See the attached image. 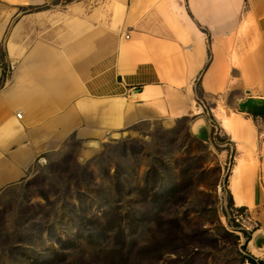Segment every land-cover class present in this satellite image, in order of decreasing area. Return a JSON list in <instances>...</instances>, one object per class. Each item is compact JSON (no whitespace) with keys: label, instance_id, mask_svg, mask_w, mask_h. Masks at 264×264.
Here are the masks:
<instances>
[{"label":"rangeland","instance_id":"obj_1","mask_svg":"<svg viewBox=\"0 0 264 264\" xmlns=\"http://www.w3.org/2000/svg\"><path fill=\"white\" fill-rule=\"evenodd\" d=\"M162 1L168 6L165 13H157L152 25L136 29L125 24L131 0H43L27 6L0 0V141L20 133L7 131L13 123L7 120L9 110H23L26 115L29 110L21 101L13 104L16 93L4 96L11 89L29 92L20 100L30 99L32 108L42 104L43 98L29 90L40 91V86L60 90V98H83L79 105L89 102L85 97L91 94L100 103H108L112 97L102 94L108 85L115 81L123 86L126 78L142 80L143 75L131 67L137 64L155 65L168 85L167 90L159 89L167 115H154L146 106L150 103L139 101V111L133 112V123L127 128L111 129L106 104L100 107L103 114L78 112L76 128L63 147L37 163L26 180L0 195V264H247L252 257L260 260L250 250L258 231L247 236L234 219L237 211L233 212L236 205L229 184L238 150L214 110L221 99L229 110L238 112L242 100L264 91L263 4L253 6V1L243 0L244 7L236 5L234 11L226 12L222 25H213L217 19H206V13L216 0H194L196 9L192 0H182L188 18L180 2L175 9L172 0ZM226 2L230 7L236 4L235 0L221 3ZM258 7L261 12L255 14L252 9ZM155 8L153 12L160 7ZM51 11L68 12L72 19L63 17L55 23L51 17L49 23L42 20L31 30L27 26L16 30L28 15ZM245 13L251 21L238 29ZM145 14L138 12L136 19ZM157 39L172 46L158 49L156 55ZM225 45L235 48L256 80L248 81L235 71V82L226 95H207L203 80L216 60L215 46L225 49ZM185 48L192 52L186 54ZM13 53L17 59L10 57ZM224 56L218 69L222 74L216 79L222 87ZM202 61L203 69L192 81L195 106L202 112L196 116L186 98L187 84L176 85L172 80L185 73L183 67L188 76L189 67ZM147 82L155 89L154 80ZM143 91V86H137L135 94L119 95L131 102ZM249 103L260 104L264 122V103H243L244 111ZM81 132L93 136L82 137ZM259 140L263 165L264 126ZM260 179L261 193L264 172Z\"/></svg>","mask_w":264,"mask_h":264},{"label":"bare ground","instance_id":"obj_2","mask_svg":"<svg viewBox=\"0 0 264 264\" xmlns=\"http://www.w3.org/2000/svg\"><path fill=\"white\" fill-rule=\"evenodd\" d=\"M13 4H19L20 6H27L30 4H42L43 0H9ZM193 4L194 7L192 9H196L194 0ZM224 1V0H223ZM221 0H216L214 5H211L209 9H207L206 16L207 18H211L214 16L217 20L214 22L213 25H222V23L225 21L224 15H228L226 13L227 11H234L236 9V5L243 6L244 1L243 0H235V3H230V6H227L229 2L221 3L223 2ZM180 2V7L182 6V12L185 16H188L187 10L183 9L182 0H172V4L177 8ZM190 4V2H189ZM192 5V2L191 4ZM160 7L157 11L153 12L155 7ZM167 4L165 1L162 0H131V5L129 8H127L126 12V25H130L135 27L136 29H141L144 26H150L154 23V17L157 13L161 12V15L165 13V9L167 8ZM214 7V8H213ZM244 7V6H243ZM264 9V4L262 5ZM215 9V10H214ZM116 9L114 8L113 13H115ZM140 11H146L145 16L142 19H136L138 12ZM235 11V15H236ZM47 15V16H45ZM55 20V23L59 22L63 17H67L68 19H72V15L68 12L66 13H39L36 12L35 14H32V16L24 18V20L20 23L18 28H24L27 26L29 30L36 27L37 24H41L46 20L48 23L51 21L52 18ZM250 18H247V13L242 16V20L239 24V28H244L248 26L250 23ZM193 22L191 20H188V25L192 26V30H194L196 33H198V30H196L195 27H193ZM4 30V28L2 29ZM124 40V36H122ZM225 49H219V46H215L214 53L216 54V60L214 61L212 68L205 76L204 79V87L206 92L210 95H216V96H223L226 95V92L228 90V87L231 83L235 82L234 73L235 71H238L242 74V76L248 81H251L252 79L256 80L255 77L250 76L248 74V68L245 65L243 61L240 60V58L237 55V52L234 47L229 48V46L225 45ZM185 53L190 54L192 52V49L185 48ZM204 50V48H203ZM224 56L225 63H227L226 67V75H225V85L222 87L217 85V77L222 74L218 72V69L221 67V58ZM13 59H17L16 54H12L10 56ZM204 62H200V65L198 68L203 67ZM127 65V63L124 65ZM249 73H252V71H249ZM197 70L193 69L190 70V74L188 75V82H187V100L190 102V106H192V111L195 112L196 116H200L202 112L197 110L198 108L195 106V100H194V92L192 90V80L196 77ZM127 82V81H126ZM128 83V82H127ZM16 91V88H15ZM105 91V92H104ZM102 94L104 95H110L112 97L111 101L102 102L97 101H89L85 105L80 104V110L82 112L84 111H95V114L98 112L103 114L104 108L100 109L101 106L104 104L107 105V109L109 112V126L112 130L121 129L123 127H129L133 123L131 121V118L133 116L134 111H139V106L136 105L137 102L143 101L145 103H150L146 106L150 107V110L154 112V115L157 113L160 115H167L166 109V100H164L163 97H160V91L156 89H153L152 87H146L145 91L141 93H137L136 96H138L137 99H134L133 101H128L127 99L123 98L119 94H123L125 92L124 86L120 85L119 83H116L114 81L113 86L108 87L106 90H104ZM12 94V89L10 91H7L4 96H8ZM223 94V95H222ZM249 101H255V102H261L264 103V91L263 92H255L254 97H247L246 99L242 100L240 103H247ZM225 101L221 100L218 103L217 108L214 110V113H216L220 119L221 127L226 133L228 137L231 138L232 142L235 143L237 150H238V156H237V163L232 171V175L230 177V184H229V190L231 192V195L233 197V201L238 208L248 207L251 210L255 211L254 207L258 206L259 203H264V192L259 191V186L261 185V173L264 172V164L260 165L259 161V151H260V140H259V127L254 124L250 118H248L247 113L242 109L241 104L238 105V112H233L227 108L226 105H224ZM103 104V105H102ZM93 109V110H92ZM147 111V109L141 110L138 117H142V114H144ZM25 111L19 110L16 112V115L20 113H24ZM75 114V111H73ZM93 113V112H88ZM186 115V114H185ZM136 121V120H135ZM12 122V121H10ZM125 123V125H124ZM137 123V122H136ZM17 124V126H16ZM7 131L12 134L17 132H22L23 128L22 126L17 122V120L13 121L12 125H10V128L7 129ZM109 132L106 133V135ZM82 137H88L93 136V134H90L88 132H81ZM263 155H264V142H263ZM259 185V186H258ZM263 234V230L259 229L258 232L255 234V236H259ZM250 250L251 253L256 256L257 258H260L262 256V252H260L258 249L255 248L254 242L250 243ZM247 264H250L247 262Z\"/></svg>","mask_w":264,"mask_h":264},{"label":"crops","instance_id":"obj_3","mask_svg":"<svg viewBox=\"0 0 264 264\" xmlns=\"http://www.w3.org/2000/svg\"><path fill=\"white\" fill-rule=\"evenodd\" d=\"M253 1V6L258 3L264 4V0H251ZM245 3V1H244ZM252 11L257 14L261 12L259 7L257 9H252ZM32 16L29 15V17ZM208 17V16H207ZM206 17V19H207ZM209 26V25H208ZM212 30V29H210ZM218 30V29H217ZM41 36V35H40ZM164 46H172L168 41L163 39H157L154 43V47L156 48V55L159 54L158 49L163 48ZM45 57V56H44ZM43 58V57H39ZM46 60V58H45ZM205 62V61H203ZM200 62H195L189 67L192 71L193 69L197 70V76H199L202 68H198ZM204 65V64H203ZM133 70L141 73L142 80H131L129 81L127 78V82H125L124 88L125 91L132 93L137 86H143V90L145 91L146 87H152L148 85L149 80H154V88L158 91V89L167 90L168 85L163 83L158 76L157 68L154 65L153 67L150 64H137L132 65ZM193 68V69H192ZM180 70V68H179ZM187 70L183 67V72L186 73ZM180 75L178 78L172 80L176 85H181V83L187 84L188 77L186 74ZM208 73V72H207ZM196 77L192 80L194 81ZM205 79V78H204ZM18 80V79H17ZM44 85V84H43ZM112 85H108L111 87ZM134 87L132 90L131 88ZM204 87V80H203ZM41 90H37L35 87L30 88L29 91H34V95H39L43 98L42 104L36 105L32 108L31 100H20V96L29 95V92L24 89L15 88L12 91L16 93L13 100V104L20 102L22 106L25 108H29L28 113L24 112V117L22 120H19L16 112L9 110V118L8 122L15 121L22 126L23 131L16 135L14 138L6 137L3 141H0V195L5 192L7 189L12 186L21 183L26 180L30 176L31 169L42 160L46 159V157L54 152L60 150L69 135L75 130L76 124L78 122V112L79 115L82 113L79 107V102L83 98H79L77 100H72L67 96L65 98H60V90L56 91L54 88H47L46 86H40ZM106 88V89H107ZM105 89V90H106ZM205 89V87H204ZM104 91V90H103ZM160 91V90H159ZM206 91V90H205ZM87 93V92H86ZM208 95V93L206 92ZM93 97H85L86 100L94 101V94H91ZM110 96V95H106ZM111 97V96H110ZM8 98V97H6ZM18 98V99H16ZM260 104L249 103L245 107V112L247 113L248 118L258 125H260V131H262V126L264 122L261 121L259 113H260ZM75 111V114L73 113ZM255 113V114H254ZM12 115V116H10ZM256 118V121L254 120ZM4 122V119L2 120ZM2 122V123H3ZM1 123V124H2ZM2 126H0V131L2 130ZM236 207V206H235ZM237 209H246L251 218L259 225L260 229L263 230L264 235V203H259L258 206L254 207L255 211L251 210L248 207L238 208ZM241 211V210H240ZM255 237V236H254ZM256 236L255 238H257ZM259 261L264 263V253Z\"/></svg>","mask_w":264,"mask_h":264},{"label":"built area","instance_id":"obj_4","mask_svg":"<svg viewBox=\"0 0 264 264\" xmlns=\"http://www.w3.org/2000/svg\"><path fill=\"white\" fill-rule=\"evenodd\" d=\"M127 35H125L126 37ZM127 41H130V37L127 36L126 37ZM19 120H22L24 117L23 113H20L17 115ZM236 208V207H235ZM241 210V211H240ZM237 209L233 212H236V214L234 215V219L236 221V223L242 228V230L248 232V233H253L254 231H258L259 230V225L251 218V215L248 211H245L246 209Z\"/></svg>","mask_w":264,"mask_h":264},{"label":"water","instance_id":"obj_5","mask_svg":"<svg viewBox=\"0 0 264 264\" xmlns=\"http://www.w3.org/2000/svg\"><path fill=\"white\" fill-rule=\"evenodd\" d=\"M118 136V135H117ZM254 246L256 249H258L260 252L264 253V235H259L254 240Z\"/></svg>","mask_w":264,"mask_h":264},{"label":"trees","instance_id":"obj_6","mask_svg":"<svg viewBox=\"0 0 264 264\" xmlns=\"http://www.w3.org/2000/svg\"><path fill=\"white\" fill-rule=\"evenodd\" d=\"M255 114V113H254ZM254 120L256 121V118H254ZM244 210V209H243ZM248 233V232H247ZM251 233H248V235H250ZM249 239H247L248 241L250 240V237H247ZM250 264H264L263 262L261 261H257V259L255 257H252L251 259L247 260ZM261 262V263H260Z\"/></svg>","mask_w":264,"mask_h":264}]
</instances>
